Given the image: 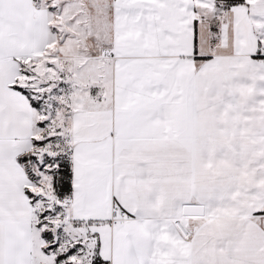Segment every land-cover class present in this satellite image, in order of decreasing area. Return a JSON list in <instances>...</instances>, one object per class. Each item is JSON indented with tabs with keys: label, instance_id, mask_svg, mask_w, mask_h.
I'll use <instances>...</instances> for the list:
<instances>
[{
	"label": "snow or ice",
	"instance_id": "1",
	"mask_svg": "<svg viewBox=\"0 0 264 264\" xmlns=\"http://www.w3.org/2000/svg\"><path fill=\"white\" fill-rule=\"evenodd\" d=\"M0 264H264V0H0Z\"/></svg>",
	"mask_w": 264,
	"mask_h": 264
}]
</instances>
